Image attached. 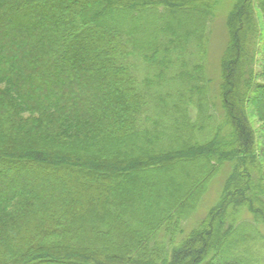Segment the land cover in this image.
Returning a JSON list of instances; mask_svg holds the SVG:
<instances>
[{
    "label": "trees",
    "instance_id": "obj_1",
    "mask_svg": "<svg viewBox=\"0 0 264 264\" xmlns=\"http://www.w3.org/2000/svg\"><path fill=\"white\" fill-rule=\"evenodd\" d=\"M215 7L0 0V264H264V0L226 17L217 122ZM224 163L217 201L185 231ZM30 167L58 184L36 191Z\"/></svg>",
    "mask_w": 264,
    "mask_h": 264
},
{
    "label": "rangeland",
    "instance_id": "obj_2",
    "mask_svg": "<svg viewBox=\"0 0 264 264\" xmlns=\"http://www.w3.org/2000/svg\"><path fill=\"white\" fill-rule=\"evenodd\" d=\"M234 0H216V7L213 10V15L212 19L209 22L208 26V45H207V55L205 58L204 62V73L205 76L209 78V84H208V94L211 92L212 95V100L213 102L215 101V106L213 107L214 111V116L213 119L214 121L222 120L221 116L222 115V110L218 105L216 104V90L218 87V62H219V57L221 53L224 50L225 44H226V39H227V32H226V26H225V21L226 17L229 14V10L231 9L232 3ZM257 20L259 23L260 27H263V23L260 17V14L257 11ZM142 58L139 59V62L137 64L136 72L138 73L139 76L143 75V67H142ZM262 62V59L257 56L255 58L254 64H256L255 67H260ZM89 103L91 100H89ZM216 114V115H215ZM251 125L253 129L256 132V139H257V150L258 146L261 145L262 143V138L261 136L263 135V124L257 119L255 113L253 111H249L248 115ZM191 118L192 120L196 119V113L194 110L191 109ZM208 133V132H207ZM203 135L201 138H205L208 134H201ZM198 136L199 133H198ZM231 169V164L230 163H224L223 166L221 167L219 173L210 181L209 186L207 191L203 194V197L199 204L197 205V208L193 211V213L190 214V216L184 221V230L187 231L194 226H196L201 220V218L206 214V211L208 208L213 206L215 202L217 201V198L220 193L221 186L223 184V180L227 176L228 172ZM184 169L182 167H175L172 170V174L175 176L177 174H181ZM26 174H32L35 175L37 181L35 182V190L38 192H41L43 187H46V185L51 184L53 182V186L58 184V180L54 178V180L47 179L41 175V173L32 167L28 169V172ZM155 178V176H154ZM153 178V179H154ZM69 191L72 192L74 190H79L81 189H86V182H81V180H78V178H70L69 180ZM192 182H190L191 184ZM57 188V187H56ZM97 189L96 186L92 187L91 192L94 194L95 190ZM63 190V189H62ZM70 195V193H67ZM173 196H171V193L169 191L167 197L165 200L169 202Z\"/></svg>",
    "mask_w": 264,
    "mask_h": 264
}]
</instances>
